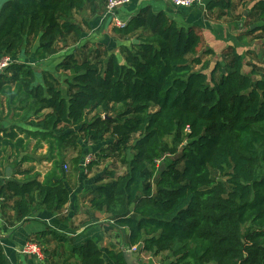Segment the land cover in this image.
Returning <instances> with one entry per match:
<instances>
[{
    "label": "trees",
    "instance_id": "16d2710c",
    "mask_svg": "<svg viewBox=\"0 0 264 264\" xmlns=\"http://www.w3.org/2000/svg\"><path fill=\"white\" fill-rule=\"evenodd\" d=\"M244 1L209 0L205 10L237 26ZM105 4H0V64L9 58L0 68V120L4 111L13 120L9 127L0 123V151L11 147L19 155L31 138L35 148L47 145L52 160L41 180L22 170V179L0 187V197L11 200L5 226L30 220L37 208L61 215L70 198L68 152L74 151L71 171L81 174L80 143L106 138L86 169L114 159L125 170L95 178L88 203L107 214L124 247L160 256L159 264H264V67L259 75L255 66L244 71V56L232 44L217 57L205 47L200 27L179 26L146 5L125 26L113 27L118 54L85 42L56 62V74L38 75L26 59L44 62L68 42L82 41L89 22L78 23L73 14L94 17ZM244 11L256 26L243 35L264 38V0ZM47 236L53 247L46 246ZM33 240L44 264H126L124 247L101 248L94 239L77 244L48 226ZM0 264H9L1 243Z\"/></svg>",
    "mask_w": 264,
    "mask_h": 264
},
{
    "label": "crops",
    "instance_id": "0c3cea01",
    "mask_svg": "<svg viewBox=\"0 0 264 264\" xmlns=\"http://www.w3.org/2000/svg\"><path fill=\"white\" fill-rule=\"evenodd\" d=\"M207 1L209 0H205L203 4H195L189 7H175L169 0H131L128 4L117 8L116 16L127 22L140 8L146 5H149L155 12L164 11L179 26L184 28L190 26L200 27L205 47L211 48L218 57L228 44L236 45L239 35L238 31L242 30L240 28L242 25L240 22L237 26L233 23L237 31L231 29V24L229 23H225L220 19L209 18L205 10ZM88 22L89 28H86V31H88L87 36L93 31L98 33V35L101 32L103 35L99 43H107L108 37L112 46L115 47L112 52L118 54L119 40L114 33L113 23L103 18L102 14L94 17L89 16ZM5 114L6 111L1 115L3 119L0 120V123L4 127H9L13 124V120L10 117H5ZM25 143V148L19 155L14 148H1L0 187L8 179H22V170H30V174H39L38 178L41 180L43 175L50 169L52 160L47 157V145L42 143L41 147L35 148L36 141L31 138H25ZM70 153L74 154V151L70 150L68 152L65 164H69ZM22 156H26L28 159L20 163L19 160ZM79 174L71 170L69 173H65L64 181L70 190V198L61 215L53 214L43 208H37L33 211L30 220L15 227H8L7 225L5 226L4 215L8 217L12 213L10 209L11 200L9 197H0V243L9 264H44L36 260L32 255L20 253L19 248L27 240L33 239L35 233L44 230L45 226L74 236V241L77 244L82 243L86 239H94L101 248L112 244L122 248L124 243L121 241V232H116L117 229L111 224L107 214L102 211H95L89 206L90 191L93 192L95 185H90V189L85 188L80 182L81 178L78 180ZM74 186L76 191L72 189ZM85 191H87L86 196L84 195ZM63 214L68 216L66 222L60 220V216ZM117 233H119V236ZM46 239L50 240L46 246L53 247L54 241L49 236Z\"/></svg>",
    "mask_w": 264,
    "mask_h": 264
},
{
    "label": "rangeland",
    "instance_id": "374dc122",
    "mask_svg": "<svg viewBox=\"0 0 264 264\" xmlns=\"http://www.w3.org/2000/svg\"><path fill=\"white\" fill-rule=\"evenodd\" d=\"M2 1H4V0H0V4L2 3ZM254 1H256V0H245L242 3V6L240 8H238V10H237L239 13H241L243 11V17L241 16V18H240V23L242 25V26H240V28L242 30L238 31L237 28L234 27L233 23L231 24V29L237 30L239 35L241 34L242 42H239L237 40V42L235 44L237 45L238 51L244 56L245 63H246V65L244 67V71L249 72L251 70V68L255 66V69L257 68V70H256L257 74H255V75H259V69L258 68L264 67V57H263L264 38L257 37V35H256V34H258L257 32L251 33L248 35H246V34L243 35V32H245L246 29L248 30V26H249V28L252 27V30H254L255 26H256V24L253 23V19L252 18L249 19L248 13L246 11H244V8L246 7V5L248 7H250ZM244 4H246V5H244ZM73 19L78 23H83V20H89V13L87 11L74 13ZM106 19L109 20V22L111 23L110 17H107ZM104 31H105V29H104ZM87 33H88V31H86V28H85L84 36L82 37V41H79L77 44H74L72 42H68V47L64 48L60 53L50 57L49 59H47L44 62H35L30 58H28L26 60H29V62L32 64V66L34 67V69L38 75H41V72L43 70H48L50 72L55 73L54 72V66H55L56 62H58L67 51L71 50L72 48H75V50H79L80 47L82 46V44L83 43L85 44V42H86L87 46H94L97 43H99V41L102 40L103 34L101 32L98 35V33L93 31L88 36H87ZM106 34H108V32H106ZM102 44H104L110 51L115 49V47L112 46L111 41L108 40V37H107V43L103 42ZM204 58H206V57L204 56ZM260 71H262V70H260ZM106 144H107V141L105 138L104 140H102L100 142L98 141L97 143H94V144H91V143L90 144H84V142H81L80 147L85 150L84 157L88 155L90 157L93 156L95 158V154L97 153L98 149L104 148L106 146ZM71 155H73V153H70V156ZM92 160H94V159H92ZM70 170H71V165L66 164V169H64L65 173H69ZM110 170L114 171L116 174H121L122 172H124L125 168H124V166L121 165V163L119 161L114 160V159L113 160L112 159L99 160V162L97 164H93L89 170L83 169V172L81 173V175L80 174L78 175V180L81 178L80 179L81 184L83 186H85V188L90 189V185H95L94 184L95 178L102 175L103 172H109ZM77 186H78V184H77ZM72 189L74 191H76L75 186ZM86 194H87V191H85L84 195L86 196ZM88 194H89V192H88ZM91 194H92V192L90 191V195ZM116 232H119V231L116 230ZM118 234L119 233H117V235ZM123 247H124V245L122 246V248ZM125 247L127 249H129L128 248L129 246H125ZM137 249L138 248H136L135 251H138ZM139 260L141 262H145V263L159 264L158 262L160 260V256H153V255L148 254V253H139Z\"/></svg>",
    "mask_w": 264,
    "mask_h": 264
},
{
    "label": "built area",
    "instance_id": "2783aa9c",
    "mask_svg": "<svg viewBox=\"0 0 264 264\" xmlns=\"http://www.w3.org/2000/svg\"><path fill=\"white\" fill-rule=\"evenodd\" d=\"M130 1L131 0H106L105 11L102 14L103 18L110 17L111 22L113 23V26H116V27L125 26L126 22L119 19L116 16V10L120 6L128 4ZM204 1L205 0H169V2L175 7H189V6H193L195 4H203ZM8 63H9V58H5L1 62L0 68L6 66ZM92 159H94L93 156L92 157H90L88 155L85 156L83 159V162H82V167L84 169H86V166L88 165V163H90L92 161ZM64 169H66V165H64ZM128 248L129 249L124 247L123 250L124 249L127 251H135L136 250V246H131ZM19 252L22 254L32 255L38 261H43V259H44V254H43L41 245L38 244L33 239H30V240H27L26 242H24L23 245L19 248Z\"/></svg>",
    "mask_w": 264,
    "mask_h": 264
},
{
    "label": "water",
    "instance_id": "95a60500",
    "mask_svg": "<svg viewBox=\"0 0 264 264\" xmlns=\"http://www.w3.org/2000/svg\"><path fill=\"white\" fill-rule=\"evenodd\" d=\"M250 29H252V27ZM133 43H138V42L137 40H133ZM7 169L9 170V168ZM139 253H140L139 251H127L124 249L122 251V255H123L125 263L126 264H151V263L141 262L139 260Z\"/></svg>",
    "mask_w": 264,
    "mask_h": 264
}]
</instances>
